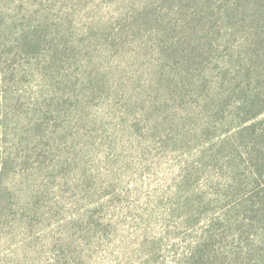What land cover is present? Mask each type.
Here are the masks:
<instances>
[{"label":"rangeland","instance_id":"374dc122","mask_svg":"<svg viewBox=\"0 0 264 264\" xmlns=\"http://www.w3.org/2000/svg\"><path fill=\"white\" fill-rule=\"evenodd\" d=\"M0 264H264V0H0Z\"/></svg>","mask_w":264,"mask_h":264}]
</instances>
